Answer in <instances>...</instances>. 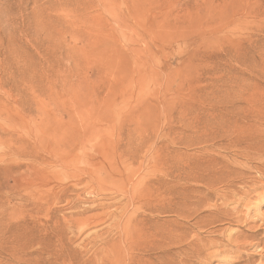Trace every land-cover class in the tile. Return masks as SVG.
<instances>
[{
    "label": "rangeland",
    "instance_id": "374dc122",
    "mask_svg": "<svg viewBox=\"0 0 264 264\" xmlns=\"http://www.w3.org/2000/svg\"><path fill=\"white\" fill-rule=\"evenodd\" d=\"M262 69L264 0H0V233L58 220L108 260L178 224L210 244ZM211 249L188 264L227 263Z\"/></svg>",
    "mask_w": 264,
    "mask_h": 264
},
{
    "label": "bare ground",
    "instance_id": "6f19581e",
    "mask_svg": "<svg viewBox=\"0 0 264 264\" xmlns=\"http://www.w3.org/2000/svg\"><path fill=\"white\" fill-rule=\"evenodd\" d=\"M251 105H253V100L252 104L246 107L248 110L244 113L243 121L237 123L238 141H233L236 149L235 164L231 163L233 169L229 173L220 172L218 183L221 184V188L215 191L218 203H211L213 205L208 206V209H213L209 210V214L214 218L207 225H213L216 222L228 224L227 227H220L221 224L217 226L213 238L207 239L210 244H204L205 239L198 235L199 232L189 235L186 230H182L183 224H178L171 228L162 227V229L147 231L136 238L125 237L126 244L123 245V252L116 254L117 251L114 253L113 248L108 249L112 257L111 260H108L106 256L101 258L96 256L97 252L92 250L93 247L91 248L88 238L85 243L87 245H83L81 250H77V248L67 250L63 237L65 236L64 231L71 226L69 224H63L58 220L27 222L28 224L22 228L20 233L10 231L0 233V242L4 244V248L9 253L8 262L5 264H188L191 254L196 249L209 250L210 247L213 248L209 251L213 252V256L226 255L224 257L227 259H223L226 260V264H239L243 256L241 251L248 249H252L253 254L246 255L244 264H254L255 256L263 259L264 240L257 233L264 225L263 214L261 215L259 212L261 203L258 197L260 196L257 193L254 195L251 193H255L254 191H258V189H264V99L262 105L261 103L258 105V100L255 105ZM245 167H247V171L249 170L248 172ZM253 173L257 176L251 175ZM235 183L248 186L246 190H237L238 188H233ZM260 191L259 193H261ZM200 220L201 217L196 219L194 224L198 225ZM231 225L235 227H230ZM127 228L128 224L126 223L122 228L123 232ZM7 232L9 233L6 236ZM121 248L119 249L121 250ZM188 253L189 255H187ZM193 260L195 259L193 258ZM202 260L204 259L202 258Z\"/></svg>",
    "mask_w": 264,
    "mask_h": 264
}]
</instances>
